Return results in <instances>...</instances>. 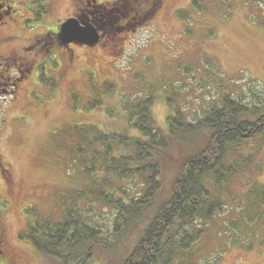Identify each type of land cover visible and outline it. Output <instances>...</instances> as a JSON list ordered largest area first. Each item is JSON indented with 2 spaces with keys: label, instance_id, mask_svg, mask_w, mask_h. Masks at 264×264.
<instances>
[{
  "label": "rangeland",
  "instance_id": "374dc122",
  "mask_svg": "<svg viewBox=\"0 0 264 264\" xmlns=\"http://www.w3.org/2000/svg\"><path fill=\"white\" fill-rule=\"evenodd\" d=\"M94 2L17 0L12 18L0 24V34L10 36L1 42V55L11 49L19 53L22 45L32 51L5 61L13 70L9 86L0 83V264H60L23 236L34 219L59 220L75 190L88 186L73 167L69 144L64 149V142L55 141L68 125L94 124L138 136L128 128L123 107L147 96L163 131L176 107L195 122L224 94L250 105L264 98V0H160L151 18L131 26L114 7H92ZM83 10L92 19L86 22L97 24L100 40L92 46L63 45L61 24ZM96 100L97 107L88 109ZM199 144L175 153L164 167L166 188L180 155L196 152ZM227 158L235 172L221 190V208L210 220L194 223L203 233L180 264H264L262 136L243 141ZM117 185L133 195L139 191L134 179ZM206 185L212 195L218 192ZM82 205L86 217L108 232L114 210L93 199ZM107 254L90 264H107Z\"/></svg>",
  "mask_w": 264,
  "mask_h": 264
},
{
  "label": "trees",
  "instance_id": "16d2710c",
  "mask_svg": "<svg viewBox=\"0 0 264 264\" xmlns=\"http://www.w3.org/2000/svg\"><path fill=\"white\" fill-rule=\"evenodd\" d=\"M118 2L113 3L117 17L131 26L146 15L151 18L160 0ZM152 99L147 96L123 107L128 128L138 136L78 123L55 138L65 143L64 149L69 144L73 167L88 186L66 200L59 220L34 219L28 224L23 238L38 253L60 264H90L102 252L108 253L107 264H180L181 255L200 238L203 230L193 229L194 223L208 221L220 210L221 190L235 172L225 163L227 157L243 141L258 135L264 140V98L250 105L224 94L219 105L210 106L195 122L176 107L166 118V131L155 125ZM98 104L91 101L88 109ZM200 141L196 152L180 155L166 188L164 167L175 153ZM122 148L132 152L122 153ZM127 179L139 184L134 195L117 185ZM206 181L216 187L215 195ZM90 199L114 210L108 232L86 217L82 202ZM261 199L264 204V190Z\"/></svg>",
  "mask_w": 264,
  "mask_h": 264
},
{
  "label": "flooded vegetation",
  "instance_id": "af4514ba",
  "mask_svg": "<svg viewBox=\"0 0 264 264\" xmlns=\"http://www.w3.org/2000/svg\"><path fill=\"white\" fill-rule=\"evenodd\" d=\"M92 1L94 2V0H92ZM86 2L89 3V1H86ZM100 3L101 4L95 3L94 5H92V7H98V6L102 5V2H100ZM44 5L46 7V4H44ZM113 5H114L113 3H106V4H103L102 6H104V7H110V6L111 7H114ZM16 7H19L18 4H17V0H0V24L3 25V23H5V21L7 22V20L9 18H12L13 11H15V8ZM73 16H76L75 18H77L80 22L81 21H89V20L92 21V19H90L91 16L88 17V15L85 14L84 10L82 12H78V14L73 15ZM5 18H7V19L5 20ZM92 24L95 25L98 28L97 24H94L93 22H92ZM9 37H10L9 36V33H1L0 34V45L2 44L1 42L3 40L7 41V39H9ZM43 45L45 46V44H43ZM19 51L20 52L17 53L14 49H11L9 52H7L8 54H2V55L0 54V66H1L0 67V73H1V75H0V83L1 82H4L5 87L9 86L7 80L9 79V75H10V72L9 71H10V69H12L9 65L5 64V61H8V60H10V61L16 60L15 58L20 57L19 56L20 53H28V54H31V52H32L31 49H30V47L27 46V45H22L19 48ZM24 60H26V59H24ZM16 69H17L18 73L21 72V71H23L20 66H17ZM26 70L28 71V68L27 67H26ZM4 72H6V73H4ZM20 76H21V74H20ZM3 77L6 79L5 81H2ZM16 79H17V77L14 78L13 85H15V80ZM3 171H4V168H3ZM6 177H7V175H6ZM5 179H7V178H5ZM1 215H2V213L0 214V254L1 253L4 254V249H3L4 236H3V233H2V231H3V221L4 220H3V217H1Z\"/></svg>",
  "mask_w": 264,
  "mask_h": 264
},
{
  "label": "water",
  "instance_id": "95a60500",
  "mask_svg": "<svg viewBox=\"0 0 264 264\" xmlns=\"http://www.w3.org/2000/svg\"><path fill=\"white\" fill-rule=\"evenodd\" d=\"M101 38L98 30L90 22L68 18L60 26L59 39L63 45L69 43L94 45Z\"/></svg>",
  "mask_w": 264,
  "mask_h": 264
}]
</instances>
